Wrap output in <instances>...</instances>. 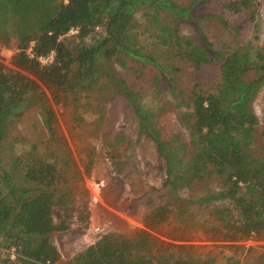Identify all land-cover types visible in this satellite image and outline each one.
<instances>
[{"label":"trees","instance_id":"1","mask_svg":"<svg viewBox=\"0 0 264 264\" xmlns=\"http://www.w3.org/2000/svg\"><path fill=\"white\" fill-rule=\"evenodd\" d=\"M253 6V0H234L225 7L232 13L246 10L254 18ZM145 7L155 14L144 16L160 29V45L172 57L195 69L221 62L214 93L194 86L177 103L185 108L188 144L179 136L164 140L155 111L140 103V91L100 66L101 60L124 55L164 73L138 46L136 13ZM161 13L172 17L173 27L159 24ZM189 13L190 8L174 0H0V42L16 48L12 69L0 63V142L10 119L36 106L42 128L59 149L52 161L30 153L34 157H19L10 170L0 163V246L13 250L19 264H217L209 251L177 247L153 234L174 217L183 226L192 217L191 208H209L213 201L227 204L213 208L198 225L211 242L237 243L264 234V152L253 150L258 126L253 101L264 83V58L257 53L254 60L243 49L216 51L201 31L198 42L183 35L177 23ZM71 31L75 35L67 39ZM51 53L53 61L42 65L38 59ZM102 75L120 88L140 131L163 160L166 200L145 218L146 230L131 238L103 235L61 263L51 235L67 227L54 222L53 209L67 211L73 205L70 183L80 172L59 138L52 103L68 106L88 99ZM168 85L174 93V83L168 80ZM208 175L220 179V189L196 199L185 196ZM225 264L239 262L229 259Z\"/></svg>","mask_w":264,"mask_h":264},{"label":"rangeland","instance_id":"2","mask_svg":"<svg viewBox=\"0 0 264 264\" xmlns=\"http://www.w3.org/2000/svg\"><path fill=\"white\" fill-rule=\"evenodd\" d=\"M174 1L182 8H190L189 16L177 23L183 35L198 42L201 31L216 51L230 53L243 49L249 51L254 60L259 58L257 53L264 58V0H253L254 18H250L246 10L240 13L227 10L225 6L234 0ZM145 13H149L151 19L155 16L146 7L136 13L140 26L138 46L143 53L154 57L164 73L124 55L110 62L101 60L100 66L113 79L123 80L140 91V103L155 111L157 129L164 140L179 136L188 144L189 128L182 119L185 108L177 103L185 100L194 86L203 93H214L219 85L221 62L195 69L172 57L160 45L158 37L163 35L160 29L147 22ZM172 20L170 15L161 13L158 21L160 25L173 27ZM100 33L102 30L97 35ZM73 35L75 32L66 38ZM15 52V44L9 46L0 42V63L12 69ZM168 80L176 87L174 93ZM88 97L76 105L52 103L59 138L80 172V177L70 183L73 205L67 211L59 207L53 209L54 222H62L67 227L51 235L61 263L68 262L103 235L131 238L138 231L146 230L145 218L166 200L164 162L154 143L140 131L138 119L120 88L102 75ZM253 110L258 119L253 150L258 155L264 152V83L253 101ZM38 111L32 106L7 123L6 134L0 142V163L4 169L10 170L19 157L35 156L52 161L59 154L42 128ZM220 183L218 177L208 175L185 196L195 199L205 196L220 189ZM226 204L213 201L209 208L194 206L190 209L192 217L187 218L183 226L173 220L174 217L153 234L177 247L193 246L198 251H209L215 255L217 264H225L229 259L239 264H264V234L237 243L211 242L198 227L213 208ZM192 218L194 224L189 222ZM0 264H19L13 250L0 246Z\"/></svg>","mask_w":264,"mask_h":264},{"label":"built area","instance_id":"3","mask_svg":"<svg viewBox=\"0 0 264 264\" xmlns=\"http://www.w3.org/2000/svg\"><path fill=\"white\" fill-rule=\"evenodd\" d=\"M73 32V31H71ZM54 53H51L50 55L46 57H40L38 60L42 65L50 64L53 61Z\"/></svg>","mask_w":264,"mask_h":264}]
</instances>
